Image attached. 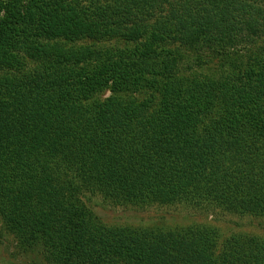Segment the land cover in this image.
<instances>
[{"label": "trees", "instance_id": "trees-1", "mask_svg": "<svg viewBox=\"0 0 264 264\" xmlns=\"http://www.w3.org/2000/svg\"><path fill=\"white\" fill-rule=\"evenodd\" d=\"M264 217V0H0V218L50 264H264V238L88 207Z\"/></svg>", "mask_w": 264, "mask_h": 264}, {"label": "rangeland", "instance_id": "rangeland-1", "mask_svg": "<svg viewBox=\"0 0 264 264\" xmlns=\"http://www.w3.org/2000/svg\"><path fill=\"white\" fill-rule=\"evenodd\" d=\"M89 208L108 226L177 229L205 224L220 230L224 238L238 233L264 238V217H241L220 210L190 212L179 206L147 208L115 206L101 197L87 195ZM0 264H50L40 250L24 249L0 218Z\"/></svg>", "mask_w": 264, "mask_h": 264}]
</instances>
